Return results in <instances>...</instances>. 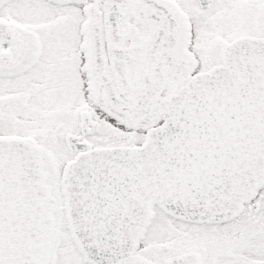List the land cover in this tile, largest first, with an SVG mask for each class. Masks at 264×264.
I'll use <instances>...</instances> for the list:
<instances>
[{"label":"snow or ice","instance_id":"snow-or-ice-1","mask_svg":"<svg viewBox=\"0 0 264 264\" xmlns=\"http://www.w3.org/2000/svg\"><path fill=\"white\" fill-rule=\"evenodd\" d=\"M0 264H264V0H0Z\"/></svg>","mask_w":264,"mask_h":264}]
</instances>
